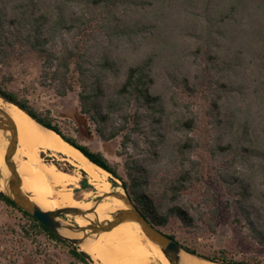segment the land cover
Segmentation results:
<instances>
[{
    "label": "trees",
    "instance_id": "obj_1",
    "mask_svg": "<svg viewBox=\"0 0 264 264\" xmlns=\"http://www.w3.org/2000/svg\"><path fill=\"white\" fill-rule=\"evenodd\" d=\"M33 57L57 95L78 90L74 131L81 125L104 142L121 140L122 171L35 107L29 92L9 88L13 78L2 67ZM0 96L119 179L159 229L175 218L197 231L209 215L217 231L223 207L211 188L199 204L185 197L210 179L196 156L208 152L234 222L242 231L245 221L264 247V0H0ZM82 174L81 186L91 188ZM0 200L33 229L69 243L12 199L0 193ZM183 245L217 263L261 264ZM71 253L74 264H93L87 252Z\"/></svg>",
    "mask_w": 264,
    "mask_h": 264
},
{
    "label": "rangeland",
    "instance_id": "obj_2",
    "mask_svg": "<svg viewBox=\"0 0 264 264\" xmlns=\"http://www.w3.org/2000/svg\"><path fill=\"white\" fill-rule=\"evenodd\" d=\"M2 69L13 78L11 83H7L10 89L17 92H29L32 95L31 102L35 107L42 111L50 110L68 135L77 137L82 144L88 146L92 151L104 153L110 162L122 171L124 158L119 155V151H121L120 139L104 142L95 132L88 134L86 128L84 129V126L81 125L79 129L74 131V126L79 125L80 122L75 115H79L78 90L69 92L66 96L57 95L54 87L44 77L42 62L35 57L24 59L13 67L6 66ZM192 101L196 102L198 110L205 115L204 108L200 106L201 101H196L194 98ZM70 122L74 123L73 128ZM202 125L203 131H205L204 127L208 125L206 116L202 117ZM196 156L203 159L204 169L209 170L211 177L210 179L205 178L201 184L197 185V189L188 192L185 197L188 202L194 205L199 204L207 196L206 188H211L221 200L223 207L220 211L217 231H210L206 222L209 220V215H204L203 218L198 219L197 224L201 229L197 231L184 228L182 223L175 218L171 219L166 228L160 230L166 234H176L179 243L195 247L202 255L210 256V254L216 253L218 249L223 248L228 250L230 256L235 260L246 259L254 263L264 264V247L254 240L245 221L242 223V231L239 230V225L233 219L234 206L227 208L225 201L227 198L224 194L226 184L221 179V175L214 169L217 163L212 161L209 153L202 149L197 152ZM42 157L46 161L54 160L61 169H70V172L80 176V182L85 178L81 169L66 160L53 159L47 153H42ZM110 182L111 184H123L113 175L110 177ZM79 185L82 189H76L77 192L87 189L80 183ZM59 189L60 187H57V190ZM76 217L68 215L63 216L62 219L67 220L68 223L77 224ZM31 224V220L22 212L0 200V264H74L79 263V261L72 255V250L77 248L78 251L87 252L81 245L55 240L45 232L33 229ZM87 253L91 256L90 261L93 264H99V260L95 259L89 252ZM157 261L159 260H154L151 264H155ZM157 264L162 263L159 261Z\"/></svg>",
    "mask_w": 264,
    "mask_h": 264
},
{
    "label": "bare ground",
    "instance_id": "obj_3",
    "mask_svg": "<svg viewBox=\"0 0 264 264\" xmlns=\"http://www.w3.org/2000/svg\"><path fill=\"white\" fill-rule=\"evenodd\" d=\"M0 108L6 111L14 122L18 136V149L14 157L22 180V190L30 199L44 210L64 207H80L93 212L76 217V223L87 226L90 221L110 219L111 214L127 206L115 197L108 196L102 203L92 207L90 198L97 194L111 193L114 189L110 182L111 174L91 162L80 150L66 142L58 133L46 129L36 122L26 111L14 103L0 97ZM8 140L0 130V189L5 183V149ZM42 153L50 157L70 162L87 174L91 188L77 192L80 176L61 169L55 162L46 161ZM57 187H60L57 190ZM120 190L121 188H116ZM52 197H55L54 199ZM66 223V222H65ZM64 223V224H65ZM69 237H81V233L61 229ZM99 264H151L154 260L170 264L158 244L151 241L134 222H125L115 228L93 234L81 244ZM157 261V263L159 262ZM155 263V262H153ZM155 263V264H157ZM181 264H222L209 261L201 256L181 253Z\"/></svg>",
    "mask_w": 264,
    "mask_h": 264
},
{
    "label": "water",
    "instance_id": "obj_4",
    "mask_svg": "<svg viewBox=\"0 0 264 264\" xmlns=\"http://www.w3.org/2000/svg\"><path fill=\"white\" fill-rule=\"evenodd\" d=\"M37 123L40 124L39 122ZM40 125L46 129H49L42 124ZM0 130L5 134V137L8 140V145L4 154L6 176H2L5 186L4 189H0V193L12 199L17 204V206L34 216L38 221H40L58 236L75 245H80L86 238L91 237L93 234L109 231L122 223L131 221L139 225L145 235L151 241L159 245L170 264H181V253L183 252L193 256H199L189 251L181 243L171 239L168 234L164 233L162 230L152 224L136 207L123 184H112V188L114 190L111 193H105L101 195L95 193L94 196L90 198V201L93 205L92 207L102 203L103 200L108 196L117 198L127 206V209L118 210L117 212L111 214L110 219L107 220L99 221V219H95L94 221H90V224L87 226L82 227L79 224L68 223V221L62 219V217L68 215L83 216L87 214V212H93L92 210L74 206L58 208L55 210L42 209L38 204L30 199L29 195L25 194L22 190L21 176L18 171L17 163L14 160L18 149L17 130L9 114L2 108H0ZM118 187L121 189L117 190L116 188ZM91 190L96 192V189L93 187H91ZM61 229H69L71 231L81 233L82 236H65L61 233Z\"/></svg>",
    "mask_w": 264,
    "mask_h": 264
}]
</instances>
